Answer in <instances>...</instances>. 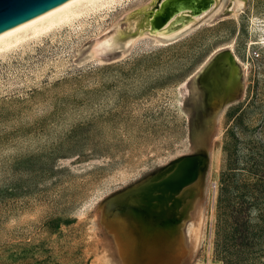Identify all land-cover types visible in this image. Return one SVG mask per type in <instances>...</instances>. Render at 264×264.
I'll return each instance as SVG.
<instances>
[{
  "label": "rangeland",
  "instance_id": "374dc122",
  "mask_svg": "<svg viewBox=\"0 0 264 264\" xmlns=\"http://www.w3.org/2000/svg\"><path fill=\"white\" fill-rule=\"evenodd\" d=\"M142 1L0 57V264H264V0L91 55ZM229 46L244 87L218 113L193 80Z\"/></svg>",
  "mask_w": 264,
  "mask_h": 264
},
{
  "label": "bare ground",
  "instance_id": "6f19581e",
  "mask_svg": "<svg viewBox=\"0 0 264 264\" xmlns=\"http://www.w3.org/2000/svg\"><path fill=\"white\" fill-rule=\"evenodd\" d=\"M126 0H65L23 22L0 32V57L39 40L60 28L74 26L77 21L97 11L109 9ZM178 1V0H177ZM176 1V2H177ZM174 0H143L127 7L115 18L109 31L97 38L89 49L91 55L120 50L112 59L124 57L141 37H152L157 43H168L207 17L235 16L246 7L247 0L182 1L169 8ZM159 36H149L148 33ZM264 44V36L259 41ZM246 68L231 47L218 49L194 76L193 87L198 97L218 113L236 99L244 87Z\"/></svg>",
  "mask_w": 264,
  "mask_h": 264
},
{
  "label": "water",
  "instance_id": "95a60500",
  "mask_svg": "<svg viewBox=\"0 0 264 264\" xmlns=\"http://www.w3.org/2000/svg\"><path fill=\"white\" fill-rule=\"evenodd\" d=\"M65 0H0V32L44 12ZM177 0H174V3ZM209 0H204V4ZM171 4L169 8H175ZM149 36H159L148 33ZM117 54L120 50L115 51Z\"/></svg>",
  "mask_w": 264,
  "mask_h": 264
}]
</instances>
